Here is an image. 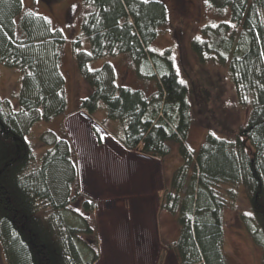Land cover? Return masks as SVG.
Here are the masks:
<instances>
[{
  "label": "trees",
  "instance_id": "obj_1",
  "mask_svg": "<svg viewBox=\"0 0 264 264\" xmlns=\"http://www.w3.org/2000/svg\"><path fill=\"white\" fill-rule=\"evenodd\" d=\"M229 21L202 28L192 50L202 61L227 65L247 121L230 139L208 133L197 151L187 146L189 90L169 50L152 45L168 23L162 0H81L87 8L80 35L72 40L76 67L90 93L79 112L94 115L103 103L108 120L123 130L128 151L164 159L176 147L182 160L160 195V209L177 217L179 237L172 250L178 264H227L223 252L225 186L245 189L251 213L242 221L262 249L264 264V0H202ZM82 39L89 44L82 50ZM63 32L50 19L25 9L22 0H0V65L21 72L18 109L0 98V248L7 264H96L97 235L88 221L96 210L81 199L78 168L68 139L45 132L48 149L38 159L26 139L37 122L66 115L61 71ZM124 55L135 76L154 89L118 83L110 63L90 62ZM98 140V131L93 129ZM229 197L234 196L228 190ZM80 201L84 215L72 206ZM84 237V238H83ZM85 237L87 239H85Z\"/></svg>",
  "mask_w": 264,
  "mask_h": 264
},
{
  "label": "rangeland",
  "instance_id": "obj_2",
  "mask_svg": "<svg viewBox=\"0 0 264 264\" xmlns=\"http://www.w3.org/2000/svg\"><path fill=\"white\" fill-rule=\"evenodd\" d=\"M22 1L25 9L46 16L65 36L61 71L65 79L66 115L49 122H37L31 127L26 139L34 148V154L39 159L48 149L39 141V137L45 132H52L59 138L68 139L73 148V159L75 163L79 162L82 176L81 189L87 194L98 195L102 190L111 191L117 183L122 184L125 190L120 200L125 208L134 209L135 203L128 201V197H134L131 195L135 194L134 189L139 186H146L148 182L152 183L153 180L150 181V178L154 177L152 169L145 165H134L129 160H126V163L122 158L106 151L105 153L97 151L94 146L101 142L98 143L92 132L97 128L87 115L82 114L86 112L78 111L80 101L90 93V88L77 71L71 43L80 35L81 20L87 8L82 5L81 0ZM162 1L168 12V23L152 47L159 54L169 50V57L173 61L180 80L188 87L191 122L187 146L195 152L208 133L219 138H232L237 128L246 123L249 113V107L238 102L236 86L229 76L227 65L212 60L202 61L191 48L194 39L203 37L204 26L229 21V13L224 11L218 14L207 7L202 0ZM81 48L84 51L89 49V44L84 39H82ZM105 63L115 67L118 83L132 88L149 89V91L154 89L153 82L141 81L135 76V71L133 72L128 64L127 56L124 55L104 57L90 62L87 68L95 70ZM20 82L19 70L0 65V98L10 103L14 110L18 109L17 94ZM94 119L106 131L122 135L121 125L107 119L103 103H100ZM101 132L98 131L100 140L104 134ZM164 162L163 177L169 181L174 170L182 163L176 147H173ZM226 189L233 191V198L227 195ZM221 192L227 199V206L222 212V247L227 264H263L262 249L254 242L242 221L243 214L251 213L245 189L242 186H225ZM92 201L96 205L97 213L95 217V211L88 214V221L96 235L109 231L114 234L115 239L122 238L121 226L116 216L106 213L108 211L104 202ZM144 203L143 209L150 211L152 209L149 208L150 204ZM80 205L81 202L77 201L72 207L84 215L85 212ZM158 208L160 209V200ZM167 216L163 227L167 230V237L171 239L172 236L168 235L172 233V223L169 224L168 219L176 222V217L173 219V216ZM97 241L99 260L96 264H178L174 252L166 242H162L160 248L154 245L148 248H130L124 242L112 243L107 240L101 245L99 240ZM0 264H7L1 248Z\"/></svg>",
  "mask_w": 264,
  "mask_h": 264
},
{
  "label": "crops",
  "instance_id": "obj_3",
  "mask_svg": "<svg viewBox=\"0 0 264 264\" xmlns=\"http://www.w3.org/2000/svg\"><path fill=\"white\" fill-rule=\"evenodd\" d=\"M82 114L87 115V117H89V119L93 121L99 132H104V134L102 135L103 137L101 139V143L94 146L97 151H104V153L106 151L107 153H111L122 158L125 162L126 160H129L134 165H145L147 168L152 169V173L154 176L153 178L151 177L152 179L150 178V181L153 180L151 184H149L150 182H148L146 186H139L137 189H134L135 194L131 195L134 197H128V201H134L135 203V208L130 209L125 208L124 203L122 202V200H120V197L123 196L122 192H124L125 190L122 187V184L120 185L119 183H117L115 184L116 187L111 189V191L102 190L98 195L87 194L83 189H81L82 176L79 162L77 161L76 165L78 166V187L80 193L83 195L81 199H92L96 202H104V206L108 211L106 213L115 215L119 220V224L121 226L122 238H120L119 240L115 239L114 234L109 231H107V233H101L102 235H99L98 233L97 237L100 244H103L108 240L112 243L124 242L128 246H130V248H148L152 245L158 246V248H160L162 242H166L172 249V246L177 241L180 233L177 217L165 209L158 208V199L161 195L160 192H162L164 188L168 187L170 183V180L168 181L165 177H163L165 158L161 159L148 157L140 154L137 150H126L118 141V138L121 136L120 134L115 135L114 133H112V131H106L105 129H103L102 126H100L94 119V115H88L83 112ZM77 155L78 154H76V158L78 159ZM144 202L150 204L149 208H152L150 211L143 209V204H145ZM96 213L97 211L94 212V217ZM167 215L173 216V219H175L176 217V222H174V220L168 219L169 224L172 223V233L168 235L172 236L170 237L171 239L167 237V230H165L163 227L166 224L168 217ZM175 258L176 261H178L176 255Z\"/></svg>",
  "mask_w": 264,
  "mask_h": 264
}]
</instances>
